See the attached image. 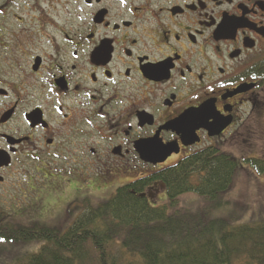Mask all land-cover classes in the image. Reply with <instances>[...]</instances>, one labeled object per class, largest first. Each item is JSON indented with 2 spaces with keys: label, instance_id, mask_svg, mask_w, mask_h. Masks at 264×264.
<instances>
[{
  "label": "flooded vegetation",
  "instance_id": "af4514ba",
  "mask_svg": "<svg viewBox=\"0 0 264 264\" xmlns=\"http://www.w3.org/2000/svg\"><path fill=\"white\" fill-rule=\"evenodd\" d=\"M214 116L230 121L218 136ZM251 129L264 137V0H0V203L29 185L81 207L86 174L169 166ZM114 178L103 187L130 179Z\"/></svg>",
  "mask_w": 264,
  "mask_h": 264
},
{
  "label": "trees",
  "instance_id": "16d2710c",
  "mask_svg": "<svg viewBox=\"0 0 264 264\" xmlns=\"http://www.w3.org/2000/svg\"><path fill=\"white\" fill-rule=\"evenodd\" d=\"M242 161L264 175V159ZM240 163L208 146L118 187L109 199L86 204L66 230L0 217V239L46 242L15 264H264V211L244 222L234 212L229 218L209 212L228 205L223 200ZM158 182L168 200L152 206L147 191ZM186 194L211 201L213 208L184 206Z\"/></svg>",
  "mask_w": 264,
  "mask_h": 264
},
{
  "label": "rangeland",
  "instance_id": "374dc122",
  "mask_svg": "<svg viewBox=\"0 0 264 264\" xmlns=\"http://www.w3.org/2000/svg\"><path fill=\"white\" fill-rule=\"evenodd\" d=\"M11 25L15 28L13 22H11ZM18 124L24 125L22 122H18ZM236 130L220 140L221 146L219 148L224 153L232 154L242 163L239 164L240 167L235 173L230 191L225 194V200L223 201L228 202V205L210 209L209 212L211 216L218 218H229L231 217V212H234L233 216L241 215L242 219L240 222H244L253 217L254 213L260 214L264 211V175L259 174L256 169L242 161L254 151L264 152V137L260 136V129L242 131V135L239 130ZM26 167L30 169V172H33L29 164ZM159 167L135 162L132 174L123 173L114 177L128 176L130 179L124 180V182H131L142 175L150 174L151 171ZM17 168L18 166H14L12 171H16ZM114 177H109L107 181L104 177H101L94 183L93 178L86 174L83 186L84 191L82 192L85 197L83 202L80 203L81 207L77 206L79 204L77 200L78 203H75V207L64 208V210L58 208L55 204L51 206L42 205V194L38 187L36 190H31L28 185L23 188V191L18 192L17 189H10L3 198L5 204L0 203V217L6 218V221L10 223L28 225L38 223L41 226H56L61 230H66L75 221L78 211H81V215L84 208L90 204H97L102 199H109L116 193L117 188L121 185L103 187V181L113 183ZM15 178H17V174ZM38 181L45 185L43 178ZM93 183L94 186H92ZM147 193L152 206L165 204L168 200L166 188L161 182L156 183ZM47 194L49 195V193ZM15 200L19 204L13 203ZM181 203L195 211H206L209 208H213L211 201L203 200L193 194L183 195ZM45 243L43 240L15 241L0 239V264H15L17 258L23 254L39 252Z\"/></svg>",
  "mask_w": 264,
  "mask_h": 264
},
{
  "label": "water",
  "instance_id": "95a60500",
  "mask_svg": "<svg viewBox=\"0 0 264 264\" xmlns=\"http://www.w3.org/2000/svg\"><path fill=\"white\" fill-rule=\"evenodd\" d=\"M230 121L226 120L219 116H214V122L212 125L207 126V130L209 131L210 136H218L220 135L229 125ZM192 140L188 142V144H193L196 142H199L200 139L192 136ZM148 149V146L145 147ZM151 148V147H150ZM143 161L146 163H150L153 165H158L165 163L168 159V157L173 152H179V150L175 147V145L170 144L166 145L164 147H158L156 149L152 150H145L143 151ZM0 161H4V155L3 153H0Z\"/></svg>",
  "mask_w": 264,
  "mask_h": 264
}]
</instances>
